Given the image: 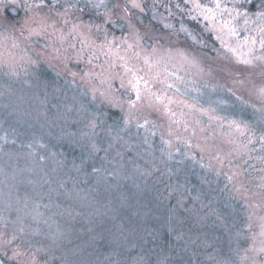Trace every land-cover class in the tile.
<instances>
[{
    "label": "rangeland",
    "instance_id": "obj_1",
    "mask_svg": "<svg viewBox=\"0 0 264 264\" xmlns=\"http://www.w3.org/2000/svg\"><path fill=\"white\" fill-rule=\"evenodd\" d=\"M164 1L0 0V92L11 77L41 84L49 71L43 81L57 96L71 89L116 112L152 146L136 159L135 180L153 173L171 188L134 202L132 230L174 237L181 264H264V13H245L244 0H168L174 10ZM174 19L201 52L166 33ZM9 158L0 186L15 204L30 168ZM172 193L176 207L166 205ZM0 254L42 263L3 236Z\"/></svg>",
    "mask_w": 264,
    "mask_h": 264
},
{
    "label": "trees",
    "instance_id": "obj_2",
    "mask_svg": "<svg viewBox=\"0 0 264 264\" xmlns=\"http://www.w3.org/2000/svg\"><path fill=\"white\" fill-rule=\"evenodd\" d=\"M240 5L247 14L264 13V0H244ZM163 6L174 10L168 0ZM174 20L172 31L166 33L201 52L185 33L177 32L186 25ZM36 76L18 84L11 77L15 81L8 80L10 86H2L0 92V162L18 155V161L30 168L27 197L18 192L13 204L0 186V206L11 207L0 209V236L41 264H162L161 258L167 264H181L174 237L170 240L166 232L141 236L130 227L140 219L133 213L137 199H162L171 189L164 188L159 177L153 181L152 170L149 179L134 178L141 150L149 152L152 146L145 147L126 130L116 112L96 104L97 109L71 89L61 87L64 91L57 96L52 81H43L52 78L51 72L39 75L41 84L35 83ZM63 95L68 98L61 100ZM122 141L125 145L118 143ZM174 198L178 193L174 204L166 205L176 207ZM182 211L188 214V203ZM191 230L183 226V232ZM0 264L22 263L0 254Z\"/></svg>",
    "mask_w": 264,
    "mask_h": 264
},
{
    "label": "flooded vegetation",
    "instance_id": "obj_3",
    "mask_svg": "<svg viewBox=\"0 0 264 264\" xmlns=\"http://www.w3.org/2000/svg\"><path fill=\"white\" fill-rule=\"evenodd\" d=\"M58 1H60V0H58ZM63 1H67V0H63Z\"/></svg>",
    "mask_w": 264,
    "mask_h": 264
}]
</instances>
